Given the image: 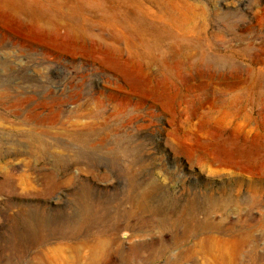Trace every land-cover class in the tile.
Returning a JSON list of instances; mask_svg holds the SVG:
<instances>
[{
	"label": "rangeland",
	"instance_id": "374dc122",
	"mask_svg": "<svg viewBox=\"0 0 264 264\" xmlns=\"http://www.w3.org/2000/svg\"><path fill=\"white\" fill-rule=\"evenodd\" d=\"M0 264H264V0H0Z\"/></svg>",
	"mask_w": 264,
	"mask_h": 264
}]
</instances>
